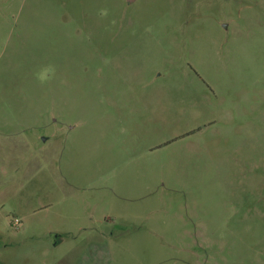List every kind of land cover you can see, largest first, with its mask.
Masks as SVG:
<instances>
[{
  "label": "rangeland",
  "instance_id": "obj_1",
  "mask_svg": "<svg viewBox=\"0 0 264 264\" xmlns=\"http://www.w3.org/2000/svg\"><path fill=\"white\" fill-rule=\"evenodd\" d=\"M88 255L264 264V0H0V264Z\"/></svg>",
  "mask_w": 264,
  "mask_h": 264
},
{
  "label": "crops",
  "instance_id": "obj_2",
  "mask_svg": "<svg viewBox=\"0 0 264 264\" xmlns=\"http://www.w3.org/2000/svg\"><path fill=\"white\" fill-rule=\"evenodd\" d=\"M95 250H98V247H94V248L91 250V253H93V251H95ZM85 262H86V264H87V263H89V264H93V263H92L93 261H91V258H90L89 255L87 256ZM57 264H58V263H57ZM60 264H77V263L74 262L72 259H65V260L61 261ZM81 264H82V263H81ZM94 264H96V262H95ZM101 264H103V263H101Z\"/></svg>",
  "mask_w": 264,
  "mask_h": 264
},
{
  "label": "water",
  "instance_id": "obj_3",
  "mask_svg": "<svg viewBox=\"0 0 264 264\" xmlns=\"http://www.w3.org/2000/svg\"><path fill=\"white\" fill-rule=\"evenodd\" d=\"M129 2H133L134 0H128Z\"/></svg>",
  "mask_w": 264,
  "mask_h": 264
}]
</instances>
